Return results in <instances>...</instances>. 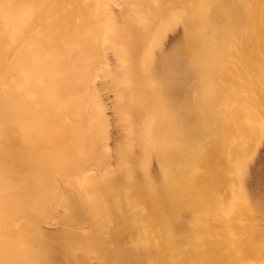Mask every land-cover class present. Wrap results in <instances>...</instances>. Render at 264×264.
<instances>
[{"label":"rangeland","instance_id":"rangeland-1","mask_svg":"<svg viewBox=\"0 0 264 264\" xmlns=\"http://www.w3.org/2000/svg\"><path fill=\"white\" fill-rule=\"evenodd\" d=\"M83 261L264 264V0H0V264Z\"/></svg>","mask_w":264,"mask_h":264},{"label":"bare ground","instance_id":"bare-ground-1","mask_svg":"<svg viewBox=\"0 0 264 264\" xmlns=\"http://www.w3.org/2000/svg\"><path fill=\"white\" fill-rule=\"evenodd\" d=\"M234 222V221H233ZM71 253V252H70ZM73 257V256H72ZM72 259V258H71ZM74 259V258H73ZM80 259V258H79ZM82 261V260H81ZM73 262V261H72ZM79 263V262H78ZM81 263V262H80ZM73 264V263H72ZM82 264H88L86 261H83Z\"/></svg>","mask_w":264,"mask_h":264}]
</instances>
